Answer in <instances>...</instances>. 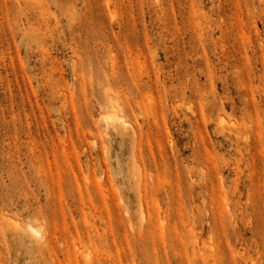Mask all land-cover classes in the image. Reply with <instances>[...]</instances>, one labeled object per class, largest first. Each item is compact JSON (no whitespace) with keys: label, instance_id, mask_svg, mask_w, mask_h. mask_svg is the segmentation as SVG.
I'll list each match as a JSON object with an SVG mask.
<instances>
[{"label":"rangeland","instance_id":"rangeland-1","mask_svg":"<svg viewBox=\"0 0 264 264\" xmlns=\"http://www.w3.org/2000/svg\"><path fill=\"white\" fill-rule=\"evenodd\" d=\"M0 264H264V0H0Z\"/></svg>","mask_w":264,"mask_h":264},{"label":"bare ground","instance_id":"bare-ground-1","mask_svg":"<svg viewBox=\"0 0 264 264\" xmlns=\"http://www.w3.org/2000/svg\"><path fill=\"white\" fill-rule=\"evenodd\" d=\"M114 110H112L110 114L105 115V122L107 124V127L109 126L114 127L115 122L117 123V121L123 120V118L120 117V115L117 113L118 111L116 110L114 111ZM28 229L34 237L41 238V228L35 227L32 224H29Z\"/></svg>","mask_w":264,"mask_h":264}]
</instances>
